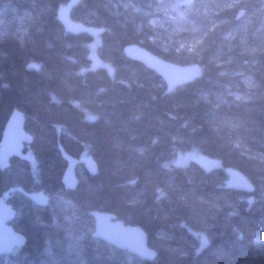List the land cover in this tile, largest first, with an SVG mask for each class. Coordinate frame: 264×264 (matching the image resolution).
<instances>
[{"label":"trees","instance_id":"obj_1","mask_svg":"<svg viewBox=\"0 0 264 264\" xmlns=\"http://www.w3.org/2000/svg\"><path fill=\"white\" fill-rule=\"evenodd\" d=\"M68 1L0 0V141L14 110L29 133L25 156L0 169L26 243L0 264H264V0H193L179 18L159 12L176 0H82L73 19L104 29L96 67V36L58 19ZM131 43L203 73L167 90L125 56ZM62 150L91 156L96 173L78 162L65 187ZM190 152L216 164H177ZM227 167L254 193L232 189ZM93 210L142 227L155 259L93 237ZM202 236L211 245L198 254Z\"/></svg>","mask_w":264,"mask_h":264},{"label":"water","instance_id":"obj_2","mask_svg":"<svg viewBox=\"0 0 264 264\" xmlns=\"http://www.w3.org/2000/svg\"><path fill=\"white\" fill-rule=\"evenodd\" d=\"M82 0H69L66 5L58 11V19L66 31L80 34L88 33L94 36L100 35L104 29L84 24L74 20L71 12ZM125 56L131 60L145 65L160 76L167 86V90H173L177 86L193 82L199 79L203 73L199 63L190 65H180L165 60L149 49L137 44H127L123 48ZM29 133L24 128L23 113L14 110L5 127L2 140L0 141V169L4 170L10 166L11 160L15 157L25 156L24 144ZM67 160V167L63 174V184L69 189H74L78 184L76 166L78 162H83L92 174L96 173L97 165L91 156H85L77 160L62 150ZM227 174L231 178L230 187L234 190L247 194H253L255 186L241 171L233 167L226 168ZM9 192L5 191L0 196V255L9 254L14 249L25 245L26 237L16 231L10 224L16 215L13 205L8 203ZM31 198L38 205H47L49 196L44 191H39ZM253 196H250V202ZM94 220V230L92 236L98 238L117 249L126 250L141 259L152 261L157 256V251L149 245L147 232L139 225L125 223L114 213L93 210L90 212ZM210 241L204 237L202 244L197 249L201 253L210 247Z\"/></svg>","mask_w":264,"mask_h":264},{"label":"rangeland","instance_id":"obj_3","mask_svg":"<svg viewBox=\"0 0 264 264\" xmlns=\"http://www.w3.org/2000/svg\"><path fill=\"white\" fill-rule=\"evenodd\" d=\"M192 1L193 0H176L173 4H171V6L167 5L166 6L167 8L159 10V12H161L164 16H167L170 18L184 17L186 15ZM160 22H162V20H159L156 16L155 17L151 16L148 20V23L151 24L152 26H159ZM171 38H173V37H171ZM171 38H168V39L171 41ZM99 40H100L99 37L96 36L94 38L93 42L90 44L91 67H96L98 65L103 64V62L101 61V59L97 55V51H96V43ZM169 40L167 42H164L163 44H165V46L169 45L168 44V43H170ZM177 42H178V48L179 49H182L187 45V43L185 41H182V39H178ZM189 48H190V50H193V45L190 44ZM192 160L198 161L202 164L205 163L206 166H208V165L213 166L216 164V163L214 164V163L207 161L204 157H201L196 152H190L187 154L180 155L179 158L177 159V164L185 165L189 161H192ZM200 241H201V243L203 242V236L200 237Z\"/></svg>","mask_w":264,"mask_h":264}]
</instances>
